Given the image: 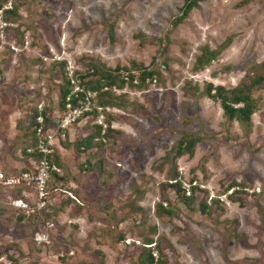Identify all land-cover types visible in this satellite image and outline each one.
Listing matches in <instances>:
<instances>
[{"label":"rangeland","instance_id":"rangeland-1","mask_svg":"<svg viewBox=\"0 0 264 264\" xmlns=\"http://www.w3.org/2000/svg\"><path fill=\"white\" fill-rule=\"evenodd\" d=\"M8 3L14 10L0 12L6 172L29 165L20 149L37 105L47 121L60 113L62 69L89 83L92 65L147 68L153 76L144 88L110 91L112 104L99 110L91 90L95 112L58 141L47 244L31 242L35 222L7 207L14 190L0 186V264H137L146 239L156 264H264L263 81L249 92L255 108L247 122L227 119L204 92L259 74L264 0H197L168 31L183 0H1ZM225 42L194 67L203 47ZM98 120L105 138L80 149L95 125L102 134ZM180 137L191 139V153L175 156ZM191 181L196 188L185 193Z\"/></svg>","mask_w":264,"mask_h":264},{"label":"built area","instance_id":"built-area-1","mask_svg":"<svg viewBox=\"0 0 264 264\" xmlns=\"http://www.w3.org/2000/svg\"><path fill=\"white\" fill-rule=\"evenodd\" d=\"M10 3L0 7V12L8 10ZM90 70H88L89 72ZM133 70L130 69L129 72ZM123 78L127 79L126 70H118ZM83 73L76 72L71 68H66L65 77L67 89L64 93L62 109L57 115L55 122L48 118L47 127L43 128V117L41 115L42 107L37 105L36 115L33 118V144L32 148L25 147L24 151L33 153L27 157L29 165L24 169L6 172L0 165V186L14 190L4 197V203L9 209H13L15 214L22 218L30 216H40V222L35 221L34 229L31 232V242L34 245L48 243V231L52 228L53 223L50 219L42 220L46 217L48 206L52 203V195L59 192L57 188H50L49 181L53 174L59 172L57 164L50 158L58 145V141L63 139L64 131L68 126L78 122L79 119L87 117L93 106L95 94L85 89L79 79ZM135 79L131 81L134 82ZM146 81V80H145ZM96 109L99 108L96 106ZM99 115V114H98ZM101 124V121H97ZM101 132L104 125L101 124ZM190 185H195L194 181L187 184L185 193H188ZM153 256V253H150ZM155 260V259H154ZM152 264H156L154 261Z\"/></svg>","mask_w":264,"mask_h":264},{"label":"trees","instance_id":"trees-1","mask_svg":"<svg viewBox=\"0 0 264 264\" xmlns=\"http://www.w3.org/2000/svg\"><path fill=\"white\" fill-rule=\"evenodd\" d=\"M197 0H183L182 5L179 7V14L175 17H173L170 21L169 27L167 29L170 30L174 25L178 24V22L186 15L189 9H191L193 6H195ZM0 7H1V0H0ZM14 9L10 10H4L3 15L5 16V13L8 11H13ZM158 40V39H156ZM226 42L222 43L221 46L214 50H209L206 47H203L200 54L196 57L195 62H194V67L198 68L200 66H205L207 65L211 60L215 58V56L224 48ZM63 67V66H62ZM259 69V74L254 76L253 79H251L247 84L240 82L238 85H236L234 88L229 89L228 91L223 90L220 86H215L213 88V92H209L210 90V85H206L205 87V95L207 97L211 98L212 100H218L219 105L222 109V114L227 118V119H235L238 122H247L249 119L250 114L254 111L255 108V103L254 99L249 96V92L251 88H253L255 85L259 84L260 82L263 81V86H264V62L260 63L257 65ZM126 70L127 71V79L123 78V76L119 73L118 70ZM130 68H127L125 66L122 67H115L112 70L104 69L102 67H97L96 65L91 66V72H93L94 75H96L95 81L93 83H89L87 80L85 81L84 77H80L79 83L85 88L89 90H97L96 94L97 96V103L96 106H101V107H106L110 104H112V98L108 96L107 93H110V91L114 89H118L119 87L122 86V84H126L129 86H133L134 89H141L144 88L149 80L153 76V72L147 68H137L133 69L132 72H129ZM62 83L58 86V95H59V101H58V107L61 110L62 109V103H63V97L64 93L66 92L67 89V84H66V77L65 73L62 69ZM247 77V76H246ZM132 79H135L134 82L131 81ZM146 80V81H145ZM241 102L239 106L232 107V103L236 102ZM95 109H92L89 115L91 116L95 111ZM36 115V111H34L30 118V127L28 129V134L26 135V144L25 147L32 148V144L34 141L33 138V118ZM41 115L43 117V128L47 127V119L44 114V112H41ZM94 129H96L95 134H90L86 136L82 142L79 144L80 149L84 150L87 149L90 145V140L92 137L96 136H106L107 129L100 134V128L95 125ZM64 135L66 136V131H64ZM65 136H63V141L65 139ZM191 139L189 138H181L176 139L175 141V146L173 149L175 150V156H179L180 153L183 151H187L188 153H191ZM25 147L20 149V153H22L24 156L29 157L33 153H27L24 151ZM55 152L52 153L51 155V160L57 164V167L59 168V164L56 160ZM59 177L57 174H53L51 177V180L49 181V187L52 189L57 188V184H54V181L58 179ZM54 180V181H53ZM58 181V180H57ZM179 184L176 183V187L178 188ZM191 188H196L192 185H190ZM183 197V196H182ZM184 199L186 201L190 200V197L184 196ZM161 207V206H159ZM47 216V215H46ZM21 218V216H19ZM30 221H36L40 222V216H30L28 217ZM44 220V219H42ZM147 243L145 244L143 248V254L141 256H137L138 258L136 259L137 264H152L153 262L151 261V256L150 253L148 252L149 248L151 247L150 241L147 240Z\"/></svg>","mask_w":264,"mask_h":264}]
</instances>
